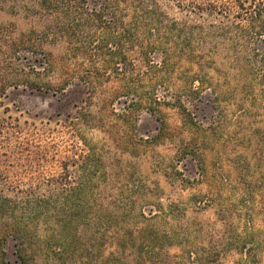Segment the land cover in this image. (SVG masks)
Masks as SVG:
<instances>
[{
    "label": "rangeland",
    "instance_id": "374dc122",
    "mask_svg": "<svg viewBox=\"0 0 264 264\" xmlns=\"http://www.w3.org/2000/svg\"><path fill=\"white\" fill-rule=\"evenodd\" d=\"M157 1L178 31L144 35L151 46L126 44L116 60L107 16L98 69L70 57L78 74L58 87L49 60L63 44L6 49L45 20L0 6V193L51 196V212L76 215L65 228L35 224L51 249L38 264L111 253L108 264H264V0H207L209 14ZM18 248L7 237L0 264H21Z\"/></svg>",
    "mask_w": 264,
    "mask_h": 264
},
{
    "label": "trees",
    "instance_id": "16d2710c",
    "mask_svg": "<svg viewBox=\"0 0 264 264\" xmlns=\"http://www.w3.org/2000/svg\"><path fill=\"white\" fill-rule=\"evenodd\" d=\"M102 1V9L89 12L85 8L87 0H1L2 4H4L0 5L1 7L6 6L5 3H10L7 7L12 10L22 8L45 20L43 30L32 29L27 33L21 34V42L9 39L2 42V44H4L6 49L12 48L16 50L23 48L28 51V49L41 48L45 42L62 43L63 52L58 56L59 62L54 57L49 60V66L54 68V70L59 66L60 83L55 85L58 87L67 82L76 73H73L67 66L70 57L77 58V56L89 55L92 58L94 70L98 69L99 57L103 53V49L107 48V44H104V41L96 43L94 38L99 32L98 29L102 28L101 23L107 16L114 20L116 25L117 34L114 38L117 40L116 47L119 46V52L116 53L118 59L116 60H121L124 52L123 48L126 44L133 47V49L144 50L146 46L151 45L142 43V37L144 35H154L161 28L167 27L165 21L168 20V16L160 10L157 0ZM206 1L189 0V4L193 8L191 10L195 11L196 9L201 13L203 12L202 10H205L206 14H209L212 12L211 9L203 7L207 3ZM241 1L236 0L238 4ZM255 14L257 15L256 12L253 13L252 18ZM88 27L95 30V32L86 34L85 29ZM1 28L0 26V36L4 33L1 32ZM167 28L178 31L176 22L171 23V26ZM256 28L260 32L263 30V27L260 26ZM112 55V58H115L114 53ZM114 63L117 64V62ZM90 78V80H87L89 84L93 85L95 81H91L94 79ZM83 80L85 79L83 78ZM47 85L53 86L51 82H48ZM121 90L124 89L121 88ZM53 202L51 196L37 195L32 191L21 198L9 197L0 193V248L7 237L17 239L19 241L18 257L21 264H38L36 259L38 252L50 255L51 249L45 247L46 241H49L50 236L39 238L35 230V224L43 219L45 222L54 223L56 227L65 228L68 225L71 226L74 218H76L74 207L69 209V211H64V213L51 212L49 209H53L50 207ZM68 203V201L65 203L58 201L60 205ZM53 217H55L56 221ZM58 217L60 218L59 220ZM118 246L120 247V245ZM1 255L3 254L0 250V259ZM112 257H115V255L111 253V256L105 259V263H110Z\"/></svg>",
    "mask_w": 264,
    "mask_h": 264
}]
</instances>
